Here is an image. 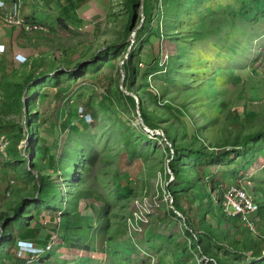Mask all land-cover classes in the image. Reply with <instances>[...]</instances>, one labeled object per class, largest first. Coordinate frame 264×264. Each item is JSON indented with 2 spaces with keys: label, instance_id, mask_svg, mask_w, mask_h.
<instances>
[{
  "label": "trees",
  "instance_id": "obj_1",
  "mask_svg": "<svg viewBox=\"0 0 264 264\" xmlns=\"http://www.w3.org/2000/svg\"><path fill=\"white\" fill-rule=\"evenodd\" d=\"M161 1L165 6L164 12L160 7ZM123 5L126 12L125 20L123 19L121 24L113 23L111 26V29L123 28V32L121 34L112 30L107 32L109 34H105V38L101 39L105 41L100 48H95L96 41H94L93 45H90L91 51L85 48L84 51L75 54L77 59L75 57L67 59L65 56L69 52L62 53L64 56L61 58H59L61 55L57 54L56 58L54 55L56 51H52L47 57H35L33 60L25 56V60L18 61L19 63H16L14 58L12 62L3 60L5 64L1 65L0 88L4 96L0 104V127L9 131L7 136L12 142L9 143L6 152L9 161L4 160L1 152L0 155L3 157V165L8 162L14 165L24 161L22 173L28 182H32V185L30 188L19 190L15 199L4 201L9 211H5L6 213L0 211V264H4L7 258H12L15 264L32 259L34 256L31 252H26L22 258L16 255L19 242L31 235L33 239L35 236L44 237V245L52 240L51 233L47 231L45 235H42L37 223L33 222L37 214L36 209L40 211L43 208L60 209L61 214L58 216L63 218V228L62 234L57 235L60 242L55 244V248L66 254V256L59 255L65 259V264H97L98 262L100 264L107 256L112 258L113 262L110 264H124L119 259L122 254L117 250L113 251L112 246L108 244L109 218L103 213L106 212V208H103V212H101L102 208L100 209L98 221H92L87 219L78 207L80 197L84 199L86 196H97L95 189L89 190L85 186L90 179L88 176H91L90 167L95 154L92 143L86 139L85 133L81 130V139L74 136L68 140L72 141V148L67 146V142L60 146V136L53 134L54 129H58L53 122L54 128L51 127L53 142L51 145L47 144L49 148L47 152L46 144L41 142V140L44 141V136L40 134V122L37 120L39 114L32 112V107L36 104L35 99L46 93L48 89L52 90L55 84L61 83L60 79L67 73L72 72L78 75L84 71L86 65L96 66L98 63L101 65L107 61L117 65L123 59L122 68L125 77L122 81L123 86L120 84L117 86L118 106L114 104L113 97L109 95L108 99L113 111L124 121L119 106L125 104L124 111L131 113L136 110L138 98V108L145 123L153 129L162 128L163 136L165 135L171 142L167 148L169 155L172 156L169 166L173 178L166 180L168 183L165 184L167 193L172 197L173 207H170L168 211L170 216L181 218L176 211L185 215L189 227L184 229V234L192 239L191 242L194 245L198 243L203 253L210 252L209 248L214 246L221 247L222 253L210 252L209 257L214 264H236V262L242 264L249 248L253 253L252 262L264 264V252L260 249L261 246L258 248L254 233H248L247 238L242 236L238 241L232 236L234 227L229 228L223 225L226 221H232L234 225L235 220L236 224L242 223L239 215L226 213L224 193L225 189L232 184L242 185L237 181L240 173L248 172L251 177L250 182L254 184L252 165L255 163L253 161L255 153L252 146L256 144L259 155L264 154V117L262 122L259 120L263 113L250 109L248 116L243 119L244 122L233 128L226 124L225 118L228 112L233 113L234 116L239 115L236 104H229L223 98L216 99L214 102L210 99V95H214L210 94L213 89L214 93H222L227 88L225 85L234 83L244 85L239 76L234 81L227 76L231 77L238 71L234 65L237 55L245 54L248 50L252 53L253 40L258 38L257 35L259 37L264 35V31L256 34L255 31L245 32L242 27L246 20L264 19V0H230L228 2L224 0H123ZM238 20L241 22L239 23ZM161 21L165 24V32L162 31ZM138 24L140 26L136 29L135 40L126 56L133 38L131 33ZM182 31L183 34H181ZM238 33L241 35L240 49L236 47L239 42ZM152 35L155 36L153 42ZM164 35H166L165 44ZM169 38L174 40L175 47L177 45L175 50L172 45H169ZM190 40L195 45L193 57L188 49ZM180 41L183 47L179 44ZM145 44L153 46V50L148 52L147 59H144L142 55ZM200 46H202L201 53ZM60 48L65 47L60 45ZM243 63L245 62L242 58ZM243 66L246 68L243 73H252L254 68L252 63L249 65L246 63ZM209 71L213 72L214 80L212 88L208 86V89ZM219 71L222 73V78L217 81L216 75ZM152 78L160 81L157 87L165 92L163 98L153 87L142 90L144 86H152ZM200 81H202L201 87ZM215 85L219 87L214 88ZM125 88L133 91L136 96L127 93ZM181 91L182 98L177 96V93ZM233 91L243 93L244 90L235 88ZM171 92L172 96H170ZM257 97L253 96L254 99ZM24 106L27 107L25 122L16 123L15 119L7 116L8 114H2L12 110L22 111ZM212 111V116L208 117L207 114ZM199 113L202 114L203 119L199 118ZM79 118L87 126L88 122L85 118L83 116ZM201 121L202 124H200ZM74 125L75 127L70 128L76 132L79 127L75 123ZM131 126L133 125H130L128 129ZM140 131L137 139L153 140L143 128H140ZM22 138L28 141L27 153L33 156L32 160L29 155L24 156L17 147L16 142ZM232 153L234 156L231 155ZM11 157L13 161L10 160ZM227 162L235 166L230 164L228 175L215 179L210 166L219 165L220 168H218L222 171V167ZM70 172L74 175L71 202L68 191ZM255 173H258L257 183L261 184L264 174ZM54 174L61 175L64 180L61 202L58 189L63 181L58 183L56 178L54 180ZM169 175L171 178V174ZM92 176L96 180L97 176ZM227 180L229 183H226ZM125 184L129 186L126 192L132 194L131 184L127 180ZM50 188L53 196L49 194ZM118 194L121 196L120 192ZM98 197L102 196L98 195ZM107 199L109 200V197ZM185 199L187 205L194 202L191 206L188 205L190 207L185 208L182 203ZM253 214L264 217L262 199L257 202V209ZM215 223H222V227H217ZM228 232H230L229 235ZM49 259L56 264V259L50 258L49 253L43 254L41 261L33 258L31 264H39L42 261V264H49ZM260 259L261 262L257 261Z\"/></svg>",
  "mask_w": 264,
  "mask_h": 264
},
{
  "label": "rangeland",
  "instance_id": "obj_2",
  "mask_svg": "<svg viewBox=\"0 0 264 264\" xmlns=\"http://www.w3.org/2000/svg\"><path fill=\"white\" fill-rule=\"evenodd\" d=\"M226 1L228 2L230 0H224V2ZM160 7L163 8L164 12L165 6L164 4L162 5V1ZM25 18L29 19L27 16H25ZM122 20L123 19L118 18V16L115 18L116 23L113 22L114 20H105L102 30H105L106 33L112 30L121 34L123 28L111 29L113 24L110 25V23L121 24ZM238 22L240 23L241 21L238 20ZM160 25L162 31L165 32V24L161 21ZM242 27L245 32L255 31L256 34H259V32L261 33L264 31V19L261 21L246 20L243 22ZM99 30L100 29H95L94 26H91V23H85L82 24V26H74V24H71L67 29L61 27L58 29V32L60 33L63 31V36L65 37L56 39L58 41L55 43L61 40L69 44V46L64 49L54 47L53 49L57 50V52H54L55 57L57 58L58 54L61 55L59 56V58H61L64 56L62 53L66 51L69 52L65 56L67 59H74V57L77 59L75 54L84 51L88 43H92L93 41H96L95 48H100L103 44V40H101L97 34L100 33ZM181 34H183V31ZM257 37L258 38L253 40L252 53L248 50L245 54L237 55L234 65L238 68V71L234 75H231V77L229 75L227 76L231 81H234L235 78L239 76L244 85L235 83L233 85H225L227 88H225L224 92L214 93L213 89L210 94L214 95L209 94L211 102L223 98L229 104H236L239 115L234 116L233 113L228 112L225 118L226 124L233 128H236L239 124L244 122L243 119L248 116V111L250 109L258 110L263 113L259 118L261 122L264 117V35L260 37L257 35ZM163 38L165 44L166 35H164ZM237 38L239 42L236 47L240 49L241 35L239 33L237 34ZM151 40L152 42L155 40L154 35L151 36ZM133 42L134 41L131 42V46ZM173 42L174 40L169 38V45H172L173 47H171L175 50L177 45L175 47V42ZM179 44L183 47L181 41ZM188 49L191 57H193L195 45L191 40L189 41ZM151 50H153V46L145 44L142 52L144 59H147L148 52ZM201 52L202 46H200V53ZM18 53L24 54L23 52H16V59ZM127 55L128 50L126 56ZM41 56H43V54H40V57ZM242 58L245 62L243 64ZM123 62L124 59L117 65L110 61L103 64L101 63V65L98 63L96 66L86 65L81 74L75 75L74 73L72 74V72L67 73L64 78L60 79L61 83L55 84L52 90L48 89L46 93L37 97L35 99L36 104L32 107V112L33 114H39L37 120L40 122V134L44 136V141L41 140V142L44 145L46 144L48 152L49 148L47 144L51 145L53 142L51 127L54 128L53 122H55L58 129H54L53 134L60 136V146H63V144L67 142V146L72 148V141L68 140L74 136L81 139L82 131L85 133L86 139L92 143V149H94L93 151H95V154L92 158L93 163L90 167L91 176H88L90 179L85 186H87L89 190L95 189L97 196H86L84 199L80 197L78 200V207L81 209V212L86 215V218L92 221H98L100 209L102 208L101 212H103V208H106V212L103 213L109 218L110 226L108 227V232L110 240L108 244L112 246L113 251L117 250L122 254L119 259L123 261L124 264H214V261L209 255H211L212 252L222 253L221 247L216 245L217 247L214 246L209 248L211 253H203L200 245L198 243L194 245V243L191 242L192 239L184 234V229L189 227L186 223L185 215L176 211L181 218H174L170 216L168 212L169 208L173 207V205H170L172 204V197L167 193L165 184L168 183L166 180L173 178V173L169 166L172 156L169 155L167 148V145H171V142L166 139L165 135V137L163 136L164 132L162 128L153 129L145 123L138 108V103L136 105V110L131 113L124 111L125 104L119 106L124 121L113 111L108 96L110 95L113 97L115 105L118 104L116 100L118 97L117 86L118 84L123 86L122 81L125 77V72L122 68ZM246 63L247 65L251 63L254 65L252 73H243V70L246 69L243 65ZM207 77V87L209 86L212 88L214 80L213 72L209 71ZM216 78L217 81L221 80V71L217 73ZM37 80L41 81V79ZM152 83L151 87L144 86L142 90L153 87L154 90L158 92V95L163 98L162 96L165 92L157 87V83H160V81L152 78ZM201 84L202 81L199 82L200 87ZM217 87L219 86L215 85L214 88ZM235 88L244 91L243 93L233 91ZM125 91H129L127 93L136 96L133 91L127 90L126 88ZM239 94L242 95L240 96ZM44 95L45 97H43ZM172 95L173 93L171 92L170 96ZM3 96L4 93L0 88V104ZM177 96L182 98L183 92L177 93ZM253 96L258 97L254 99ZM82 108L84 112L89 113L92 118L91 121H87V126L79 118L80 116L82 117L80 114ZM26 113L27 107L24 106L22 111L12 110L2 114H8L7 116L10 119H15L16 123H19L25 122ZM201 113H199V118L203 119ZM212 114L213 111L209 112L207 115L211 117ZM143 122L149 128H147ZM74 123L79 127L76 132L74 129L70 128L75 127ZM198 123L199 121L197 119V124ZM200 124H202V121ZM130 125L134 127L131 126V128L128 129ZM140 128L148 132L153 140L137 139V135L139 137L141 132ZM8 132L7 129L0 127V152L3 154L4 160L9 159L6 152L9 143L12 142L11 139V141H9L7 136ZM128 135L130 136L129 138ZM16 144L22 154L24 156L29 155L30 160H32L33 156L27 153L29 147L28 141L22 138L20 141L16 142ZM252 150L255 153L253 160L255 163L252 165L254 184L250 182L251 177H249L248 172L244 174L240 173L237 181L247 187L253 196L254 202L257 203L260 199L264 201V180L260 181L261 184H258V173H255L262 172V174H264V154L259 155V148L256 144L252 146ZM51 151H53V149H51ZM171 152H173V149H171ZM34 154L33 152V155ZM231 155L234 156L233 153ZM5 156L8 158H5ZM258 157L261 158V160ZM2 159L3 157L0 155V211L2 210V213H6L5 211H9V209L6 208L4 201H11L12 198L15 199L18 191L26 187L30 188L32 182H28L22 173L23 166L25 165L24 161L14 165H10V162L3 165ZM10 160L13 161L12 157ZM43 161L45 162V159H43ZM230 164L233 165V163L227 162L226 165L222 167V171L219 169V165L217 167L211 165L210 169L212 170L214 178L219 179L228 175L231 168ZM59 173L61 174V168ZM168 174H171V178ZM92 175L97 176L95 178L96 180H94ZM73 176L74 175L70 172L68 176L70 202L72 201L73 195ZM55 178L59 181L58 183L63 181L59 184L58 189L61 194L63 192L64 180H62V176L58 174H54V180ZM126 180L131 184L132 194L126 192L129 188V186L125 184ZM226 183H229L228 180ZM252 185L253 187H251ZM119 192L121 196L118 194ZM49 194L53 196L51 188L49 189ZM98 195L102 197H98ZM108 197L109 200L107 199ZM61 200L62 194L61 198H59L60 202ZM185 201L183 200L182 202L185 208L186 206L190 207L191 203L194 202L188 203V205L190 204V206H188L187 201L186 203ZM158 209L159 211L157 213ZM225 210L227 214L239 215L238 213L229 212V210L232 211L233 209L227 207L226 204ZM59 212L60 209L58 210L57 208H55V210L43 208L40 211L36 209L37 214L33 222L37 223V227L41 230L42 235H45L47 231L52 234L54 244L48 242L44 245V237L35 236V239H33L32 235L30 237L27 236L29 238L23 240H28L33 243V247L31 244L27 243L30 245L31 249L38 247L41 251L40 254L35 256L33 252L37 251V249H32L33 252L31 253L34 256H31L32 259L35 258L36 261H41L42 255L49 253L50 258L56 259V264H65V259L61 258L59 255L66 256V254L55 248V244L57 245L60 242V238L57 235L62 234L63 228V218L59 217L61 214ZM254 212L255 210L251 214ZM251 216L253 223H250V225L246 224L243 220L242 223L240 222L241 224H236L235 220L234 225H232V221H230L231 225L229 221L224 222L223 225L229 228L234 227L232 236L238 241L242 236L247 238L249 235L248 233H254L255 240L258 242V248L261 246L260 249L264 252V237H262L264 236V217H259L258 214H253ZM40 225L41 227H39ZM215 225H217V227H222V223H215ZM56 226L59 228L57 229ZM135 226L138 227L140 233L129 236L130 233H128L127 230ZM55 229L56 231H54ZM142 229H144V232H141ZM229 233L230 232L227 234L229 235ZM49 244H52V246L48 247ZM17 254L18 251H16V255ZM21 254L22 252L17 256L21 257ZM252 254L251 248H249L246 252V258L242 260V264H259L252 262ZM32 259L30 258L26 262L17 264H31L33 262L31 261ZM111 260L112 258L107 256L100 264H110L113 262ZM257 261L261 262L262 260L260 259ZM42 262L39 264H42ZM54 263L55 262L50 260L49 264ZM4 264L15 263L12 258H7ZM236 264H238V262H236Z\"/></svg>",
  "mask_w": 264,
  "mask_h": 264
},
{
  "label": "crops",
  "instance_id": "obj_3",
  "mask_svg": "<svg viewBox=\"0 0 264 264\" xmlns=\"http://www.w3.org/2000/svg\"><path fill=\"white\" fill-rule=\"evenodd\" d=\"M20 2L25 16L49 27L46 31L39 29L26 31L22 27L9 25L3 20L4 9L0 7V72L1 65L5 64L3 60L12 62L14 58L16 63L21 62L15 58L16 52H23L33 60L40 57V54L47 57L52 51L57 52L54 47L69 46L61 40L55 43L58 41L56 39L65 37L63 31L58 32L61 27L67 29L71 24L82 26L91 23L95 29H100L98 36L105 38V34H109L102 30L105 20L113 21L116 16L124 19L126 14L123 0H20ZM5 4L9 7L11 3L6 1ZM93 42L88 43L87 51L92 50L90 45H93Z\"/></svg>",
  "mask_w": 264,
  "mask_h": 264
},
{
  "label": "built area",
  "instance_id": "obj_4",
  "mask_svg": "<svg viewBox=\"0 0 264 264\" xmlns=\"http://www.w3.org/2000/svg\"><path fill=\"white\" fill-rule=\"evenodd\" d=\"M6 1H10L11 4L9 7L6 6ZM0 7L4 9L3 20L9 25L22 27L26 31L35 29L48 30L47 25L25 18L21 10L20 0H0ZM17 58L22 61L25 60V56L21 53L17 54ZM80 114L84 116L86 121L92 120L89 113L84 112L83 108L80 110ZM224 195L227 207L231 206L234 213H242L244 217L257 208L252 194L244 185L232 184L226 189ZM229 212H231V210H229ZM19 249L22 251L27 250L28 245L22 242L20 243Z\"/></svg>",
  "mask_w": 264,
  "mask_h": 264
},
{
  "label": "bare ground",
  "instance_id": "obj_5",
  "mask_svg": "<svg viewBox=\"0 0 264 264\" xmlns=\"http://www.w3.org/2000/svg\"><path fill=\"white\" fill-rule=\"evenodd\" d=\"M32 20H34V19H32ZM35 21V20H34ZM36 22H38V21H36ZM40 23V22H39ZM129 46H131V44L129 45ZM129 46H128V48H129ZM131 49V48H130ZM128 52H129V50H128ZM139 101H138V99H137V103H138ZM225 191H226V189H225ZM225 199V198H224ZM172 200V199H171ZM225 203V202H224ZM170 205H172V204H170ZM227 206V205H226ZM229 208H232L231 206L229 207ZM233 209V208H232ZM158 211H159V209L157 210V213H158ZM231 212H233V210L231 211ZM234 213V212H233ZM252 212H250V213H248L247 215H246V217H244V214H242V213H238L239 214V216L241 217V219L246 223V224H248V225H250V223H253V220H252V214H251ZM143 227V226H142ZM144 232V229H142L141 230V232ZM127 232L128 233H130V235L129 236H132V235H134V234H138V233H140L139 232V230H138V227L137 226H135V227H132L131 229H128L127 230ZM22 241H25V242H27V243H29V244H31V246L33 247V243L31 242V241H28V240H22ZM28 247H29V249H28V251H26V250H24V251H22V250H20V249H17V251H18V254L17 255H19V253L20 252H22V254H21V257H24V255H25V253L26 252H33L32 251V249H37L38 251H40V249L38 248V247H35V248H32L31 249V247H30V245H28ZM20 257V256H19Z\"/></svg>",
  "mask_w": 264,
  "mask_h": 264
},
{
  "label": "water",
  "instance_id": "obj_6",
  "mask_svg": "<svg viewBox=\"0 0 264 264\" xmlns=\"http://www.w3.org/2000/svg\"><path fill=\"white\" fill-rule=\"evenodd\" d=\"M142 9H143V6H142ZM142 16H143V18H144V14H143V10H142ZM143 20V19H142ZM140 26V24H138L137 26H136V28L132 31V33H131V36L133 37L132 38V41H134V37H135V34H136V29L138 28ZM130 48H131V46H129V48H128V50H130ZM122 79H123V77H122ZM127 92H129V91H127ZM25 105H26V102H25ZM143 124L145 125V123L143 122ZM146 126V125H145ZM147 128H149L148 126H146ZM171 171V170H170Z\"/></svg>",
  "mask_w": 264,
  "mask_h": 264
},
{
  "label": "clouds",
  "instance_id": "obj_7",
  "mask_svg": "<svg viewBox=\"0 0 264 264\" xmlns=\"http://www.w3.org/2000/svg\"><path fill=\"white\" fill-rule=\"evenodd\" d=\"M25 56V55H24ZM18 59V58H17ZM19 60V59H18ZM20 61H22V60H20ZM24 61V60H23ZM257 204V203H256ZM257 209V208H256ZM26 243L27 244V242H25V241H20L19 242V248H20V243ZM52 244H53V242H54V240H51L50 241ZM52 244H49V246L48 247H51L52 246ZM28 245V244H27ZM28 249H29V247H28ZM28 249L26 250V251H28ZM34 254H35V256L37 255V254H40L41 253V251H35V252H33ZM32 256H33V254H32Z\"/></svg>",
  "mask_w": 264,
  "mask_h": 264
}]
</instances>
